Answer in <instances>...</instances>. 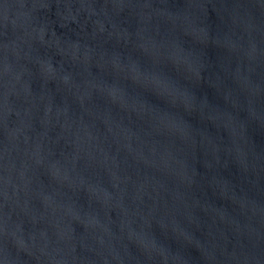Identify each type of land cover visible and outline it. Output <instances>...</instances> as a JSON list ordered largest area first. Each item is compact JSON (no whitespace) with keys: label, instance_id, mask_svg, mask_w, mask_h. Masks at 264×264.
<instances>
[{"label":"water","instance_id":"95a60500","mask_svg":"<svg viewBox=\"0 0 264 264\" xmlns=\"http://www.w3.org/2000/svg\"><path fill=\"white\" fill-rule=\"evenodd\" d=\"M0 264H264V0H0Z\"/></svg>","mask_w":264,"mask_h":264}]
</instances>
